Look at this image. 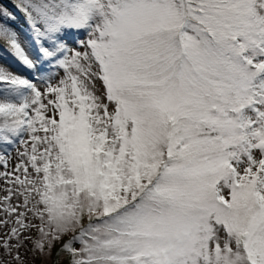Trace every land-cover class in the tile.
Wrapping results in <instances>:
<instances>
[{"label": "snow or ice", "instance_id": "1", "mask_svg": "<svg viewBox=\"0 0 264 264\" xmlns=\"http://www.w3.org/2000/svg\"><path fill=\"white\" fill-rule=\"evenodd\" d=\"M12 7L0 264H264V0Z\"/></svg>", "mask_w": 264, "mask_h": 264}, {"label": "rangeland", "instance_id": "2", "mask_svg": "<svg viewBox=\"0 0 264 264\" xmlns=\"http://www.w3.org/2000/svg\"><path fill=\"white\" fill-rule=\"evenodd\" d=\"M14 0H0V3L3 4L4 7L8 8L10 11L15 12V9L12 7ZM17 15H19L18 13H16ZM0 57H3L4 60L7 61V63L9 64V66L11 67V69L13 71H19V66L13 61L11 60L9 57H7L6 55H4L2 52H0Z\"/></svg>", "mask_w": 264, "mask_h": 264}]
</instances>
